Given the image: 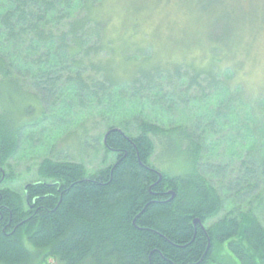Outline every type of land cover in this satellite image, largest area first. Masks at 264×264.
<instances>
[{"label": "trees", "instance_id": "1", "mask_svg": "<svg viewBox=\"0 0 264 264\" xmlns=\"http://www.w3.org/2000/svg\"><path fill=\"white\" fill-rule=\"evenodd\" d=\"M105 4L0 0V264H264V95L245 99L213 62L190 65L187 79L137 63L124 39L138 22L126 9L112 27L116 12ZM128 64L134 72L120 75ZM186 85L206 107L194 122L106 119L93 139L105 154L101 168L53 151L39 161L36 182L22 192L8 186L16 156L59 103L106 110L119 88L165 106ZM220 117L229 151L211 162L208 138ZM86 133L76 139L81 149Z\"/></svg>", "mask_w": 264, "mask_h": 264}, {"label": "rangeland", "instance_id": "2", "mask_svg": "<svg viewBox=\"0 0 264 264\" xmlns=\"http://www.w3.org/2000/svg\"><path fill=\"white\" fill-rule=\"evenodd\" d=\"M109 8L116 12L112 27L120 25L122 19L118 12L126 9L132 14L127 19L131 23L138 22L134 35L124 39L130 44L128 50L132 51L137 63L147 59L149 65H161L163 74L174 77L180 73L187 79L192 71L190 65L205 67L213 62L223 68L222 81L231 88L238 86L245 99L264 95V0H106L104 10ZM146 46L145 52L140 51ZM216 47H221L226 55L223 56ZM120 63L121 60L116 59V64ZM179 65L183 68L179 69ZM229 68L236 73L227 75ZM134 70L135 67L128 64L119 74H132ZM182 87L184 89L172 99L173 102L170 100L165 106L141 102L131 94H122L119 88L107 98L111 102L105 103L106 110L96 104L79 110L73 100L59 103L56 116L36 129L33 138L24 143L16 156L13 161L16 182L8 186L22 192L26 184L36 182L39 161L53 151L57 158L84 163L90 171L101 168L105 154L93 139L101 137L105 129L101 123L106 119L120 121L136 116L161 127L194 122L202 111L205 113L206 107L204 103L195 102L190 92H185L187 85ZM163 93L170 94L171 89L164 87ZM224 122L220 117L217 135L208 138L212 156L207 159L211 162L221 158V153L227 149L226 142H221L225 133L219 134ZM236 125L237 120H233L230 127L235 126L233 136L239 138ZM85 132L89 148L81 149L76 145V139ZM160 153L158 148L157 156ZM108 159V163L113 162V155ZM171 165L174 170L179 169L177 164ZM48 262L55 264L52 259Z\"/></svg>", "mask_w": 264, "mask_h": 264}, {"label": "water", "instance_id": "3", "mask_svg": "<svg viewBox=\"0 0 264 264\" xmlns=\"http://www.w3.org/2000/svg\"><path fill=\"white\" fill-rule=\"evenodd\" d=\"M197 222H199V221H196L195 224H196Z\"/></svg>", "mask_w": 264, "mask_h": 264}]
</instances>
